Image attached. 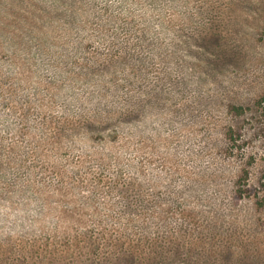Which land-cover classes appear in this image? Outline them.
I'll return each instance as SVG.
<instances>
[{
  "label": "rangeland",
  "instance_id": "rangeland-1",
  "mask_svg": "<svg viewBox=\"0 0 264 264\" xmlns=\"http://www.w3.org/2000/svg\"><path fill=\"white\" fill-rule=\"evenodd\" d=\"M98 4L100 8L109 4V14L119 15L120 21L101 15L91 30H103L107 41L127 43L130 51L134 45L138 55L134 58L149 61L136 67L140 76L148 68L154 70H149L150 81L141 79L133 85L148 96V86L156 83L152 97L156 90L170 88L173 106L143 116L135 135L123 123L126 127L121 131L130 144L115 150L85 138L71 147L67 141L59 153L47 143L44 156H32L30 164L47 185L48 202L68 208L78 201V211L89 213L93 210L84 202L95 197L102 211L105 200L124 203L120 185L128 186L136 205L120 215L119 222L123 224L126 215L136 223L151 216L135 232L153 239L150 246L143 241L135 246V253L145 258L141 264H264V106L257 103L264 94V0H101ZM79 38L73 36V44L62 42L57 49L55 58L64 70L30 63L29 70L17 73L22 78L21 93L13 96L14 108L17 104L18 111H26L40 90L47 105L30 110L25 122L37 125L43 117L76 116L79 110L95 107L83 103L98 87L73 86L71 78L83 71L70 68L61 52L73 54L83 43L79 59L91 56L93 49L102 55L107 41L77 43ZM59 91L69 94L64 96L67 104L56 96ZM148 102L143 111L147 112ZM234 105H244V112L236 113ZM44 110L51 114L45 116ZM8 112L1 108L0 133L9 135L7 127L12 125L18 135L20 115ZM231 129L239 144L234 150L227 148ZM35 130L32 136L18 137L41 140L45 134ZM105 134L113 136L109 129ZM28 151L36 152L29 147ZM101 156L104 164L98 162ZM39 161L49 168L60 166L64 179L59 186L65 190L54 189L60 177L36 169ZM246 170L250 189L238 199L237 184ZM100 171L105 180L95 186L91 178ZM76 175L83 176L82 181ZM3 199L0 236L34 230L39 217L53 228L57 215L39 211L38 197L26 195L23 188L14 193L13 204Z\"/></svg>",
  "mask_w": 264,
  "mask_h": 264
},
{
  "label": "trees",
  "instance_id": "trees-1",
  "mask_svg": "<svg viewBox=\"0 0 264 264\" xmlns=\"http://www.w3.org/2000/svg\"><path fill=\"white\" fill-rule=\"evenodd\" d=\"M100 1L0 0V111L1 108L5 113L15 110L21 120L18 135L12 125L7 127L9 135L0 133V201L5 198L7 202L13 204L14 193L21 187L26 195L38 197L39 211L43 214L57 215L53 228L39 217L34 230L30 229L31 231H25L23 234L0 236V264H141L145 258L140 257L138 252L135 253V246L140 245L142 241L147 246L152 244L151 237L143 239L141 236H135L138 225L146 226L145 219L151 216H142L136 223L134 217L126 215L123 224L119 222L120 215H125L126 210L136 205L135 194L128 186L123 188L120 185L122 195L126 199L124 203L105 200L102 211L96 206L95 197L84 202V205L87 203L93 212H79L78 201H75L72 207L60 208L48 202L45 196L47 185L41 182L42 177L38 178L34 174L35 169L30 164L32 156H44L47 143L58 153L67 146V141L72 142L71 147L82 138L92 139L93 143L103 145V149L115 150L127 146L130 140L121 131L126 127L122 125L123 123L129 125L128 133L135 135L138 126L136 124L143 116L152 117L150 111L173 106L170 88L163 87L161 92L156 90V96L152 97L151 87L157 86L156 83L148 86V96L141 95L137 85H133L141 79L150 81L149 70H154L148 68V71L140 76L136 67H140L142 63L148 64L149 61L146 57L143 60L134 58V55H137L134 45H131L133 50L130 51L127 43L107 41L103 30L97 32L91 30L101 15H109L108 19L120 21L119 15L109 14V4L100 8L98 4ZM73 36L80 37L76 40L77 43L81 40L83 42L100 40L103 43L107 41L106 52L102 55L93 49L91 56L79 59L77 55L85 49L83 43L73 54L61 52L70 68L77 66L83 71L77 73L80 75H76L75 78H71L73 86L86 84L98 87V90L89 93L87 101L83 103V106L93 103L95 107L79 110L76 116H50L46 120V117H43L37 125L25 122L30 110L34 107H37L38 111L47 109V105L43 103L44 93L39 89L36 101L30 102L26 111H18L17 104L14 108L13 96L21 93L19 81L22 78L17 73L20 70H29L30 63L42 69L53 66L52 70H64L60 62L56 61L55 55L62 42L69 41L73 44L71 41ZM14 80L18 82V87H14ZM49 90L47 89L46 94ZM59 95L65 100L64 96L69 94L61 95L59 91L56 96ZM109 99L113 102H109ZM51 100L53 101V96L47 98V102ZM67 101L65 100V104ZM147 102L149 104L146 105L148 108L146 112L142 109ZM257 103L264 106V94L259 97ZM233 108L236 113H242L245 109L244 105H234ZM68 109L63 108V111ZM44 113L45 116L51 114L47 110H44ZM31 126L34 129H30ZM106 129L113 134L111 138L106 136ZM31 130H42L46 137L44 135L41 140L37 138L32 141L29 140L31 137L27 138L28 141L18 137L32 136ZM132 135L130 136L134 137ZM227 139L230 142L228 149L234 150L239 145L232 129L228 131ZM29 141L31 142L28 145ZM28 147L36 152L31 154ZM98 162L105 163L102 156ZM36 169L44 171L48 169V175L60 177L56 180L54 189L65 190L66 187L59 186L64 179L61 177L60 166L53 164L52 168H49L39 161ZM75 177L76 180H81L83 176ZM91 180L98 186L105 180L103 172L94 174ZM237 185L236 197L240 199L250 189L247 170ZM105 186L108 187L107 184L101 185L103 188ZM71 188L68 187V191H71ZM91 223L93 226H89Z\"/></svg>",
  "mask_w": 264,
  "mask_h": 264
}]
</instances>
